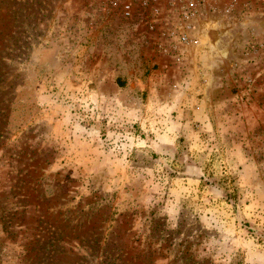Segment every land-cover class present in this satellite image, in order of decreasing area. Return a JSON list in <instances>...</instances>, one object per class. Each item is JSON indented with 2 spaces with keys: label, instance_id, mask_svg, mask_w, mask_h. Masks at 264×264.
Here are the masks:
<instances>
[{
  "label": "rangeland",
  "instance_id": "374dc122",
  "mask_svg": "<svg viewBox=\"0 0 264 264\" xmlns=\"http://www.w3.org/2000/svg\"><path fill=\"white\" fill-rule=\"evenodd\" d=\"M201 2L0 0V264H264V0Z\"/></svg>",
  "mask_w": 264,
  "mask_h": 264
},
{
  "label": "built area",
  "instance_id": "2783aa9c",
  "mask_svg": "<svg viewBox=\"0 0 264 264\" xmlns=\"http://www.w3.org/2000/svg\"><path fill=\"white\" fill-rule=\"evenodd\" d=\"M171 3L175 10L181 12L182 16L178 20L173 17L174 19L167 21L166 24L180 25L183 28L180 42L189 43V31L187 32V29L193 27V17L203 8L202 2L201 0H171Z\"/></svg>",
  "mask_w": 264,
  "mask_h": 264
},
{
  "label": "trees",
  "instance_id": "16d2710c",
  "mask_svg": "<svg viewBox=\"0 0 264 264\" xmlns=\"http://www.w3.org/2000/svg\"><path fill=\"white\" fill-rule=\"evenodd\" d=\"M5 126V125H4Z\"/></svg>",
  "mask_w": 264,
  "mask_h": 264
}]
</instances>
